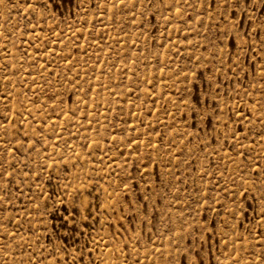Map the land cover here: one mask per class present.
Masks as SVG:
<instances>
[{"label":"rangeland","instance_id":"obj_1","mask_svg":"<svg viewBox=\"0 0 264 264\" xmlns=\"http://www.w3.org/2000/svg\"><path fill=\"white\" fill-rule=\"evenodd\" d=\"M0 264H264V0H0Z\"/></svg>","mask_w":264,"mask_h":264},{"label":"snow or ice","instance_id":"obj_2","mask_svg":"<svg viewBox=\"0 0 264 264\" xmlns=\"http://www.w3.org/2000/svg\"><path fill=\"white\" fill-rule=\"evenodd\" d=\"M253 0H224V3L226 6H228L229 4H236L237 7L240 6V4H247V3H252ZM257 2H259V0H257ZM211 4L213 6H215L216 4V0H211ZM241 12L244 13V15L246 16L248 13V9L246 8H241ZM233 20H234V26L237 28H242L243 24H242V17L236 13V9L233 8ZM251 27V21H249V28ZM225 36H227V33H224ZM230 40L232 41L233 44H235V37H230Z\"/></svg>","mask_w":264,"mask_h":264}]
</instances>
